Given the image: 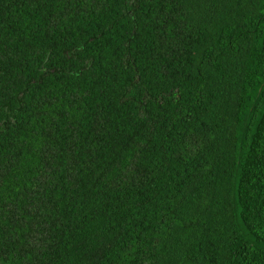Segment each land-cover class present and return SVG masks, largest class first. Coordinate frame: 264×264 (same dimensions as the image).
Listing matches in <instances>:
<instances>
[{"label":"trees","instance_id":"trees-1","mask_svg":"<svg viewBox=\"0 0 264 264\" xmlns=\"http://www.w3.org/2000/svg\"><path fill=\"white\" fill-rule=\"evenodd\" d=\"M0 264H264V0H0Z\"/></svg>","mask_w":264,"mask_h":264}]
</instances>
